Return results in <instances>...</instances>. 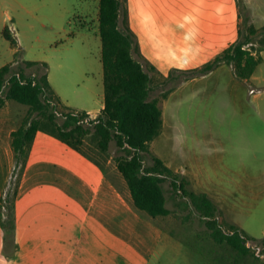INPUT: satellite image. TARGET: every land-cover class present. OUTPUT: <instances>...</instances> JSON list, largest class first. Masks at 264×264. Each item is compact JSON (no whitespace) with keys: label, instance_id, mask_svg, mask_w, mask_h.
<instances>
[{"label":"rangeland","instance_id":"rangeland-1","mask_svg":"<svg viewBox=\"0 0 264 264\" xmlns=\"http://www.w3.org/2000/svg\"><path fill=\"white\" fill-rule=\"evenodd\" d=\"M165 1L121 0L120 28L132 36L134 57L150 76V100L157 99L163 111L161 135L143 153L145 167L158 157L188 192L207 194L217 207L221 225L227 231L231 225L238 226L251 239V253L241 256L216 244L202 216L182 191L174 189L170 178L163 188L172 213L160 222L174 240L158 249L151 264H264L260 240L264 237V0H221L227 5L235 1L239 18L236 37L218 53L212 48L193 50L175 36L190 46L196 20L202 14L212 16L214 0H206L207 6L201 9L194 0L190 4ZM157 6H167L173 25L172 10L182 13L177 21L187 30L176 31L170 23L161 26ZM98 15L99 0H0V69L12 65V74L22 69L32 76L44 74V69L27 67L26 59L64 60L71 66L74 61L82 63L78 87L95 109L104 97ZM6 29L18 48L4 38ZM241 42H248L245 48L262 59L248 81L238 79L234 66L224 61L214 71H204ZM97 141L92 130L81 150L103 168L118 171L116 159L123 153L115 142L101 152ZM21 174L17 168L4 190V200L17 189ZM17 248L15 229L14 236L2 241L3 261L15 264Z\"/></svg>","mask_w":264,"mask_h":264},{"label":"crops","instance_id":"crops-1","mask_svg":"<svg viewBox=\"0 0 264 264\" xmlns=\"http://www.w3.org/2000/svg\"><path fill=\"white\" fill-rule=\"evenodd\" d=\"M208 2L193 1L200 9ZM210 5L212 16L198 17L190 46L175 33L182 45L198 51L207 48L205 52L212 48L218 53L233 42L239 18L236 2L227 5L214 0ZM156 11L161 26L170 23L176 31L187 30L177 21L183 18L182 13L172 10L176 18L173 25L167 6H157ZM25 61L48 65V81L67 108L86 112L92 119L101 114L104 97L95 109L90 108L87 94L78 87L82 63L74 61L71 66L64 60L43 58ZM12 102L6 101L0 109V204L17 170L12 133L29 112L28 106L22 108ZM160 218L163 217L152 218L135 207L126 181L115 168H103L68 144L38 131L17 186L15 264H151L158 249L174 240ZM12 263L2 259L0 227V264Z\"/></svg>","mask_w":264,"mask_h":264},{"label":"trees","instance_id":"trees-1","mask_svg":"<svg viewBox=\"0 0 264 264\" xmlns=\"http://www.w3.org/2000/svg\"><path fill=\"white\" fill-rule=\"evenodd\" d=\"M121 7V0H99L105 107L95 119L86 112L71 110L62 103L48 81L46 63L26 62L27 67H42V75L27 76L22 69L12 74V65L0 69V109L6 101H15L29 107L21 125L12 133L16 168L22 172L25 169L38 131L59 139L88 157L81 146L93 130L98 138L97 148L101 152H107L110 144L115 142L123 153L116 159L117 170L126 181L137 209L152 218L171 215L163 183L172 178L174 189L182 191L183 196L190 199L192 206L204 219L214 242L230 247L241 256L249 255L251 247L248 243L251 239L238 226L231 225L227 231L221 225L216 215L217 207L207 194L188 192L178 182L173 171L158 157L153 158L151 167H145L143 153H147L150 143L161 135L163 111L157 99L150 100V76L134 57L132 36L120 28ZM3 36L12 46H18L7 29ZM247 44L241 42L229 47L213 63L207 64L204 71L212 72L224 61L234 66L237 78L250 79L262 59L246 49ZM19 54L20 51L16 58ZM61 107L66 108L67 112L61 111ZM16 197L17 189L12 196L1 199L0 227L3 242L8 240V235L14 236L15 233ZM4 209L8 211L6 215ZM262 246L264 255V239Z\"/></svg>","mask_w":264,"mask_h":264}]
</instances>
